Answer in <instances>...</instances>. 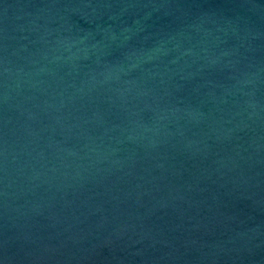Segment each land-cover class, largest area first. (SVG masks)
<instances>
[{"label": "water", "instance_id": "obj_1", "mask_svg": "<svg viewBox=\"0 0 264 264\" xmlns=\"http://www.w3.org/2000/svg\"><path fill=\"white\" fill-rule=\"evenodd\" d=\"M0 264H264V0H0Z\"/></svg>", "mask_w": 264, "mask_h": 264}]
</instances>
